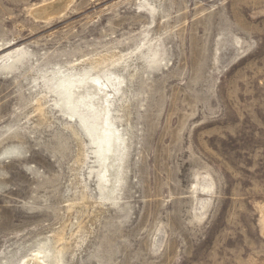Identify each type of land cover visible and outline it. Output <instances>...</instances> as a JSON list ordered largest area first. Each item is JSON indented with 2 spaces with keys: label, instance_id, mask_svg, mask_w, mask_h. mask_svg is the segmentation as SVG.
<instances>
[{
  "label": "rangeland",
  "instance_id": "1",
  "mask_svg": "<svg viewBox=\"0 0 264 264\" xmlns=\"http://www.w3.org/2000/svg\"><path fill=\"white\" fill-rule=\"evenodd\" d=\"M37 262L264 264V0H0V264Z\"/></svg>",
  "mask_w": 264,
  "mask_h": 264
},
{
  "label": "bare ground",
  "instance_id": "2",
  "mask_svg": "<svg viewBox=\"0 0 264 264\" xmlns=\"http://www.w3.org/2000/svg\"><path fill=\"white\" fill-rule=\"evenodd\" d=\"M54 93L59 98L58 106L70 117L79 119L85 133L96 146V163L103 170L99 180L103 183L104 170L117 140L110 122V102L104 88L97 80L83 76L58 85Z\"/></svg>",
  "mask_w": 264,
  "mask_h": 264
}]
</instances>
